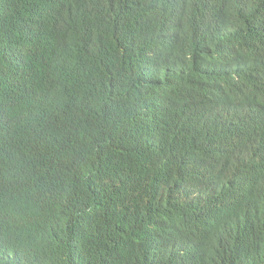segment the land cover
I'll list each match as a JSON object with an SVG mask.
<instances>
[{
	"label": "trees",
	"instance_id": "trees-1",
	"mask_svg": "<svg viewBox=\"0 0 264 264\" xmlns=\"http://www.w3.org/2000/svg\"><path fill=\"white\" fill-rule=\"evenodd\" d=\"M45 28L0 264H264V0H62Z\"/></svg>",
	"mask_w": 264,
	"mask_h": 264
},
{
	"label": "bare ground",
	"instance_id": "bare-ground-1",
	"mask_svg": "<svg viewBox=\"0 0 264 264\" xmlns=\"http://www.w3.org/2000/svg\"><path fill=\"white\" fill-rule=\"evenodd\" d=\"M61 9L62 0H0V139L13 134L10 106L24 88L25 71L32 74L34 56L49 46L46 19Z\"/></svg>",
	"mask_w": 264,
	"mask_h": 264
}]
</instances>
